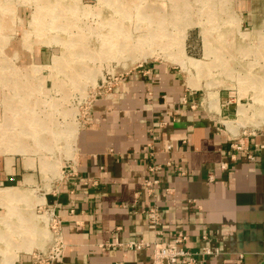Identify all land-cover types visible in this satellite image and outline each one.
<instances>
[{
	"label": "rangeland",
	"instance_id": "374dc122",
	"mask_svg": "<svg viewBox=\"0 0 264 264\" xmlns=\"http://www.w3.org/2000/svg\"><path fill=\"white\" fill-rule=\"evenodd\" d=\"M112 44L121 52L108 59ZM143 61L178 68L228 130L239 102H253V117L263 111L264 27H244L235 0H0V264L51 254L48 196L77 164L94 101ZM251 131L264 123L232 134ZM18 161L22 183H2Z\"/></svg>",
	"mask_w": 264,
	"mask_h": 264
},
{
	"label": "crops",
	"instance_id": "0c3cea01",
	"mask_svg": "<svg viewBox=\"0 0 264 264\" xmlns=\"http://www.w3.org/2000/svg\"><path fill=\"white\" fill-rule=\"evenodd\" d=\"M235 5L244 27H264V0ZM194 90L178 68L143 61L94 101L77 164L48 196L65 243L52 264H151L153 246L129 241L168 244L180 232L193 250L220 247L205 264H264V131L239 137L246 148H236ZM26 169L15 162L1 182L22 183ZM149 177L160 179L152 193ZM152 205L157 223L146 213Z\"/></svg>",
	"mask_w": 264,
	"mask_h": 264
},
{
	"label": "built area",
	"instance_id": "2783aa9c",
	"mask_svg": "<svg viewBox=\"0 0 264 264\" xmlns=\"http://www.w3.org/2000/svg\"><path fill=\"white\" fill-rule=\"evenodd\" d=\"M191 89L194 90L193 88ZM184 99L185 101H188L186 97H184ZM191 105L194 107L195 103L191 102ZM229 132L232 134L230 130ZM233 136L234 139L237 140V142L233 144L236 148H246L244 142L239 138L240 136ZM167 164L172 165V162L168 161ZM225 165L226 163H223L222 167H225ZM149 167L150 170L156 171L162 166L160 164H151ZM179 170H182L181 167H179ZM159 182V177H149L144 181L151 193L155 191V184ZM47 210L53 215V228L57 232V238L53 240L54 243L51 254L42 260V264H52L55 260L61 259L65 246L61 233L62 219L60 215L56 213L54 207L48 206ZM146 213L151 222L157 223L160 221V214L157 205L150 206L148 209H146ZM187 240L188 234L185 232H180L177 233L174 236L173 241L168 244H165L161 241L149 242L145 240H131L128 244L139 249L152 245L153 258L151 264H205L206 255L219 254L221 252L220 247L209 244H205L200 249L193 250L186 245ZM115 264H120V262H116Z\"/></svg>",
	"mask_w": 264,
	"mask_h": 264
},
{
	"label": "bare ground",
	"instance_id": "6f19581e",
	"mask_svg": "<svg viewBox=\"0 0 264 264\" xmlns=\"http://www.w3.org/2000/svg\"><path fill=\"white\" fill-rule=\"evenodd\" d=\"M118 45H120V43ZM116 46H117V44H116ZM135 48L136 49H133V50H130L129 52H127V54H128L127 56H132V55L137 54L138 52H141L140 46L136 45ZM116 51H117V53H118V51L121 52V47L117 46V48H116L115 45L112 44L107 50L104 51L105 52V57L108 58V59H114L115 58L114 54H116ZM169 58H171L172 61H174L176 63H179V64H181L183 66L187 65L185 60H184V58H182V55H180V56L179 55L178 56H173V55L170 56L169 55ZM46 68L51 70L52 67L51 66H46ZM45 69L42 70V72L45 71ZM243 84L240 83V85H241L240 87H244ZM250 87H252V86H250ZM240 89H242V88H239V91H241ZM247 92H250L251 98H252V90H249V91L247 90ZM260 100H261L260 102H262V104H264V98H261ZM212 111H214V110H212ZM249 111H251V113ZM235 113L240 114V117L236 119V122H238V124L237 125H233L231 123V121H228L230 130L235 135H237V133H238V125L241 126V125L250 123V124H253L254 126H258L261 123H264V108H263L262 112H259V116L258 117H253V102H243V101L239 102L238 106H237V109L235 110ZM76 134H77V129L73 128L72 132H71V135H70V137H71L70 140H69L70 143L71 142H73V143L75 142ZM45 213L48 215V219H49V222L51 224V229H52V233H51L52 240L51 241H53L54 239L57 238V232H56L55 229L52 228L53 224H54L53 215L48 210H46Z\"/></svg>",
	"mask_w": 264,
	"mask_h": 264
}]
</instances>
